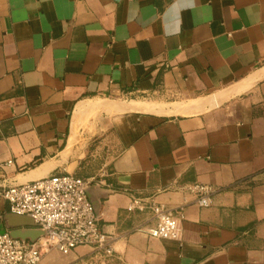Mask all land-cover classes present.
<instances>
[{
  "label": "crops",
  "instance_id": "crops-1",
  "mask_svg": "<svg viewBox=\"0 0 264 264\" xmlns=\"http://www.w3.org/2000/svg\"><path fill=\"white\" fill-rule=\"evenodd\" d=\"M61 175L93 180L109 264H264V0H0V232L35 240L3 193Z\"/></svg>",
  "mask_w": 264,
  "mask_h": 264
},
{
  "label": "built area",
  "instance_id": "built-area-1",
  "mask_svg": "<svg viewBox=\"0 0 264 264\" xmlns=\"http://www.w3.org/2000/svg\"><path fill=\"white\" fill-rule=\"evenodd\" d=\"M92 184L93 180L61 175L5 190L3 198L11 213L33 220L45 236L28 242L0 232V264H42L44 255L53 250L67 256L80 247L92 249L89 264H109L115 260L111 240L102 232L99 216L89 199ZM188 193L200 208L211 206L212 188L194 185ZM141 206L134 199L130 210ZM150 210L156 225L148 230L149 239L180 240L182 211L175 213L155 204Z\"/></svg>",
  "mask_w": 264,
  "mask_h": 264
},
{
  "label": "water",
  "instance_id": "water-1",
  "mask_svg": "<svg viewBox=\"0 0 264 264\" xmlns=\"http://www.w3.org/2000/svg\"><path fill=\"white\" fill-rule=\"evenodd\" d=\"M18 218H22V219H26V220H31L30 218L28 217H19ZM11 236L15 239H19V240H23V241H27V240H31L32 242H36L38 241L39 239L43 238L45 236V233L43 231L40 230V234L37 236V238L34 240L33 238H30V237H26V236H23L21 234H19L18 232H12L11 233Z\"/></svg>",
  "mask_w": 264,
  "mask_h": 264
}]
</instances>
